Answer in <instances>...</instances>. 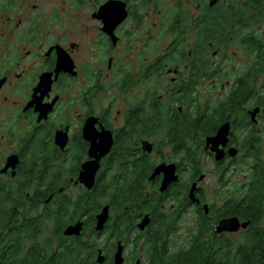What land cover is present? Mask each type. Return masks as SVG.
<instances>
[{
	"label": "flooded vegetation",
	"instance_id": "flooded-vegetation-1",
	"mask_svg": "<svg viewBox=\"0 0 264 264\" xmlns=\"http://www.w3.org/2000/svg\"><path fill=\"white\" fill-rule=\"evenodd\" d=\"M11 187L39 212L139 188L129 235L94 217L104 264L145 263L166 225L221 255L264 238V0H0Z\"/></svg>",
	"mask_w": 264,
	"mask_h": 264
},
{
	"label": "trees",
	"instance_id": "trees-1",
	"mask_svg": "<svg viewBox=\"0 0 264 264\" xmlns=\"http://www.w3.org/2000/svg\"><path fill=\"white\" fill-rule=\"evenodd\" d=\"M138 191V200L132 195L121 200L116 190L98 189L91 203L63 204L58 212L48 206L39 212L40 204L36 201L25 209L21 189L0 188V264H98L101 247L98 234L92 230L94 217L108 205L115 217V229H122L121 237L125 231L129 235L136 222L134 208L141 201L139 188ZM82 212L90 217L87 230L95 234L90 236L89 231L86 236L66 237L65 230L76 223ZM171 229L168 225L161 226L156 236L147 238L149 248L143 264H264L262 237L251 238L234 255H221L209 246L203 250L196 236L189 244L180 246Z\"/></svg>",
	"mask_w": 264,
	"mask_h": 264
},
{
	"label": "water",
	"instance_id": "water-1",
	"mask_svg": "<svg viewBox=\"0 0 264 264\" xmlns=\"http://www.w3.org/2000/svg\"><path fill=\"white\" fill-rule=\"evenodd\" d=\"M91 176L94 178L95 173H91ZM82 181L86 183L89 189H91L94 185V179H91L90 181L87 179H83ZM109 220H110V207L106 206L102 209L101 213L98 214L97 216L95 230L98 233L103 232ZM148 225H149V218H144L143 221L140 223L139 228L141 230H144ZM83 230H84V223L79 222L76 225L69 226L65 230L64 235L66 237H79L83 233ZM104 262H105V257L102 251L100 250L97 256V263L104 264ZM114 262L115 264H124L125 262L124 257H123V247L121 244L119 245L118 250L115 254Z\"/></svg>",
	"mask_w": 264,
	"mask_h": 264
},
{
	"label": "rangeland",
	"instance_id": "rangeland-1",
	"mask_svg": "<svg viewBox=\"0 0 264 264\" xmlns=\"http://www.w3.org/2000/svg\"><path fill=\"white\" fill-rule=\"evenodd\" d=\"M186 224L187 223H183V225H182V231H184V227L186 226ZM180 232L177 236H175V242H177L180 246H183L184 245V239H185V236H184V234H183V232ZM99 245H100V247L102 246V245H104V241L103 240H101V239H99Z\"/></svg>",
	"mask_w": 264,
	"mask_h": 264
}]
</instances>
